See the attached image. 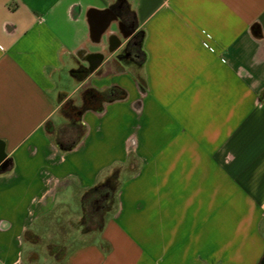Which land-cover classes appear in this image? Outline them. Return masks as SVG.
I'll return each instance as SVG.
<instances>
[{"label":"crops","instance_id":"1","mask_svg":"<svg viewBox=\"0 0 264 264\" xmlns=\"http://www.w3.org/2000/svg\"><path fill=\"white\" fill-rule=\"evenodd\" d=\"M112 87L59 150L45 122ZM115 165V209L80 233L81 192ZM66 211L62 264H264V0H0V264H33L25 234Z\"/></svg>","mask_w":264,"mask_h":264},{"label":"trees","instance_id":"2","mask_svg":"<svg viewBox=\"0 0 264 264\" xmlns=\"http://www.w3.org/2000/svg\"><path fill=\"white\" fill-rule=\"evenodd\" d=\"M120 2L118 1L114 4ZM122 4L132 20V11L128 9L126 3ZM138 42L139 40H137L136 36L128 42L134 56L137 53ZM136 80L140 83V86L143 85L141 77H136ZM122 95L123 91L112 87L102 92H93L88 89L82 90L83 102L80 105H76L71 99H67L60 108V113L65 120L54 124V121L50 118L45 122L46 129L53 143L63 152L72 149L86 132V126L80 117L82 110L88 105L95 104L96 101H107ZM130 167L135 169L136 163L131 162ZM121 169V165L112 166L96 183L81 192L79 197L81 215L78 219L80 233L100 231L103 228L108 214L116 207V194L120 183L119 175Z\"/></svg>","mask_w":264,"mask_h":264},{"label":"rangeland","instance_id":"3","mask_svg":"<svg viewBox=\"0 0 264 264\" xmlns=\"http://www.w3.org/2000/svg\"><path fill=\"white\" fill-rule=\"evenodd\" d=\"M119 177H122L121 172ZM67 212L58 218L54 212L48 214V217L42 219L43 227L26 233L25 244L32 249L26 250L25 259L32 260L33 264H41L45 260L49 264L63 263L69 248L79 243L75 223Z\"/></svg>","mask_w":264,"mask_h":264},{"label":"flooded vegetation","instance_id":"4","mask_svg":"<svg viewBox=\"0 0 264 264\" xmlns=\"http://www.w3.org/2000/svg\"><path fill=\"white\" fill-rule=\"evenodd\" d=\"M110 14H116L118 16H120V18L122 19L123 23L125 24L124 28L125 30L130 29V27H132V20L131 17L129 15V13L127 12L126 8L124 7V5L120 2L117 4H113L110 7ZM133 55V53L130 50V45L129 43H127L122 50L119 52V56L120 57H131ZM80 71H85V69H80Z\"/></svg>","mask_w":264,"mask_h":264},{"label":"water","instance_id":"5","mask_svg":"<svg viewBox=\"0 0 264 264\" xmlns=\"http://www.w3.org/2000/svg\"><path fill=\"white\" fill-rule=\"evenodd\" d=\"M132 31L133 30H129L127 34L129 35ZM263 263H264V258H263Z\"/></svg>","mask_w":264,"mask_h":264}]
</instances>
